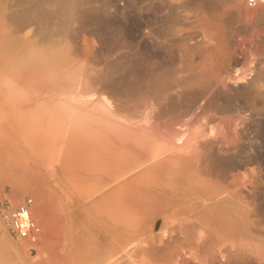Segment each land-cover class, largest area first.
I'll return each mask as SVG.
<instances>
[{"label":"bare ground","instance_id":"bare-ground-1","mask_svg":"<svg viewBox=\"0 0 264 264\" xmlns=\"http://www.w3.org/2000/svg\"><path fill=\"white\" fill-rule=\"evenodd\" d=\"M117 1L87 36L95 0H0V201L39 227L21 251L0 216V264H264V84L220 19L196 44L186 0Z\"/></svg>","mask_w":264,"mask_h":264},{"label":"rangeland","instance_id":"rangeland-1","mask_svg":"<svg viewBox=\"0 0 264 264\" xmlns=\"http://www.w3.org/2000/svg\"><path fill=\"white\" fill-rule=\"evenodd\" d=\"M109 1L110 0H95V2L100 3L97 6H103L104 8L93 11L91 12L92 14L89 12L84 16H77L76 20L84 24L81 26V29L78 30L79 34H85L87 36H102L106 34V28L102 25H104L108 19L107 5L109 4ZM196 1L197 0H186L188 5L186 8L187 15L185 17V32L191 36L192 42L196 44L201 43L204 40V36H206L205 34L207 32H211L213 30L211 28H213L215 22L220 19L219 21L223 26L222 31L226 40V46L230 52H233V59L227 64L228 68L239 71L238 74L240 75L242 72L246 73L250 71V74L247 73L249 74V77H247L245 81L240 80V83L242 84L239 83L238 85L251 83V81H257L264 84V15L262 14V10H264V8L259 7L255 11L252 10L255 12L254 18L249 21L246 18L239 17V9L237 7H233L230 0H204L202 8V10L205 9L204 12L197 10L195 6ZM117 3L120 5V0H118ZM91 23L96 25L98 28H93V26L91 27ZM196 44L193 45L195 46ZM212 47L213 45H211L208 50H211ZM200 49L201 48L199 47L197 50ZM260 79L261 81H259ZM257 119L258 124H255L256 126H254V130H256L258 135L257 145L259 148L261 147V149L258 148L260 152L259 161L261 162L264 172V115L257 117ZM10 189L16 190L17 188L9 185H5L2 188L0 187V199L3 197L4 192ZM8 237L13 244H16L15 246L20 247V249L23 248L22 244H24V241L21 242V240L12 239L9 234ZM22 250L23 249H21V251ZM28 253L30 256L28 255L29 257H25V259L22 258L24 261L18 256L15 262L20 264L21 261H23L22 263L25 264L24 262L29 260L28 262H31V264L32 262L33 264H38V260L40 259L39 249L37 247H32Z\"/></svg>","mask_w":264,"mask_h":264},{"label":"built area","instance_id":"built-area-1","mask_svg":"<svg viewBox=\"0 0 264 264\" xmlns=\"http://www.w3.org/2000/svg\"><path fill=\"white\" fill-rule=\"evenodd\" d=\"M246 4L250 9L264 8V0H246ZM32 205L31 197L13 192L0 201V216L13 238L26 239L38 232L39 227L31 219Z\"/></svg>","mask_w":264,"mask_h":264}]
</instances>
